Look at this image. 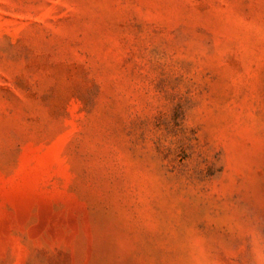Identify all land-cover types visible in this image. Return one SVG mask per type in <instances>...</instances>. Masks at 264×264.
Segmentation results:
<instances>
[{"label":"rangeland","instance_id":"374dc122","mask_svg":"<svg viewBox=\"0 0 264 264\" xmlns=\"http://www.w3.org/2000/svg\"><path fill=\"white\" fill-rule=\"evenodd\" d=\"M0 264H264V0H0Z\"/></svg>","mask_w":264,"mask_h":264}]
</instances>
